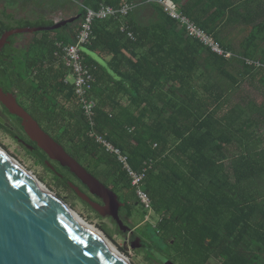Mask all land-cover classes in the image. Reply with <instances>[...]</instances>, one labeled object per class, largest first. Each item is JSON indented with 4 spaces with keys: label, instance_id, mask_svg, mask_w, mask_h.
I'll return each mask as SVG.
<instances>
[{
    "label": "trees",
    "instance_id": "16d2710c",
    "mask_svg": "<svg viewBox=\"0 0 264 264\" xmlns=\"http://www.w3.org/2000/svg\"><path fill=\"white\" fill-rule=\"evenodd\" d=\"M127 3L133 9L126 16L93 20L91 40L83 48L85 66L95 78L90 98L96 106L88 120L77 102L74 81H69L73 76L63 47L76 43L87 8L98 12ZM147 3L158 6L157 16L144 24L135 15L134 0H80L70 18L81 17L72 24L32 37H11L0 87L27 98L30 106L25 110L41 129L117 193L131 190L137 198L117 157L90 137L92 129L127 156L136 173L148 167L143 189L158 221L133 239L151 259L159 264L164 263L157 255L174 264H263L264 184L259 182H264V0L181 3L180 13L232 53L231 58L187 36L184 25L157 1L143 0L140 6ZM7 14L9 22L0 25V34L65 19L41 18L34 25L26 17L16 18L15 11ZM230 26L237 28V37L224 33ZM22 39L26 44L20 48ZM202 77L206 80L200 84ZM3 115L24 133L19 131L18 139L35 145L21 119L0 104V119ZM52 165L55 180L76 194L71 184L79 187L81 182L59 163ZM130 199L125 197V203ZM147 214L144 210L140 219Z\"/></svg>",
    "mask_w": 264,
    "mask_h": 264
},
{
    "label": "water",
    "instance_id": "95a60500",
    "mask_svg": "<svg viewBox=\"0 0 264 264\" xmlns=\"http://www.w3.org/2000/svg\"><path fill=\"white\" fill-rule=\"evenodd\" d=\"M81 14L53 26L16 28L0 38V51L13 36L57 31L80 18ZM107 66L106 64H104ZM0 103L10 114L19 117L25 134L45 154L34 151L48 168L52 162L67 168L90 194L101 199L103 205L92 201L79 187L71 184L79 198L88 203L102 217L112 218L123 232H129L119 209L124 206L116 194L83 168L52 137L45 133L32 116L18 103L13 94L0 87ZM4 124V121L0 119ZM8 128V125H6ZM22 141V140H21ZM129 211L131 208L126 207ZM164 264H174L160 257ZM0 264H122L95 242L57 204L51 201L24 172L0 154Z\"/></svg>",
    "mask_w": 264,
    "mask_h": 264
},
{
    "label": "rangeland",
    "instance_id": "374dc122",
    "mask_svg": "<svg viewBox=\"0 0 264 264\" xmlns=\"http://www.w3.org/2000/svg\"><path fill=\"white\" fill-rule=\"evenodd\" d=\"M155 1L159 2L160 0H155ZM183 1L184 0H169L168 4L172 9L180 13L179 7L181 6V3ZM5 2H7V0H0V10H2V6L5 4ZM11 2L15 4L16 0H11ZM23 2L24 5H20V6H22L21 8H24L25 11L18 10L20 7L17 4H15L14 7V9L16 10L14 9L11 10H14L17 13V17L18 16L26 17L29 19V21L32 22V24L36 25L37 23L40 22V19L43 17L40 14L34 15V13L36 12L35 10H37V7L34 5L33 2H31V0H27V2L26 0H21V3ZM66 5H68V3L64 4V6ZM154 7L158 8V6L154 5L152 7L148 3L146 5L143 4L139 6L138 8L140 9L138 11H137L138 8L135 10L137 12L139 22L144 24L147 23L149 19H151V21L153 19L155 20L157 16V12L154 10ZM37 11L38 13L45 12V10H42V12L40 11V6H39V10ZM56 16L58 17L55 20H59V18L62 17L60 13H58V15ZM14 25L21 26L22 24L19 23ZM224 30H225L224 33L225 34L228 33L229 36L231 37L238 36L237 28L235 26H230L227 29L224 28ZM22 36L23 35L21 36L19 35V37ZM187 36H190L189 33H187ZM30 37H32L31 34ZM17 44L21 48L22 45L26 44V42H23L22 39L21 41H18ZM234 48L237 49L239 48L237 42L234 43ZM205 80H206L205 77L204 78L202 77L199 81L200 84H203ZM69 81L72 83L74 79L70 77ZM1 119L6 123L13 124L12 122H9V120L5 118L4 115L3 117H1ZM13 133L14 135L7 132L2 126H0V147L2 149H4L24 168H26L29 172H31L49 190H51L52 192H54V194L58 195V197L64 200L82 219H84L88 224H90L92 227L98 230L115 248H117L123 255H125V257L129 260L131 264H159L157 261L151 259L148 256L147 250L144 247H142L143 244L133 239L135 235H137L140 232V230L139 231L130 230L129 232L121 233L118 224L112 218L99 216V214L94 212L80 198H78L76 194L67 191L65 188H63L55 180L53 172H51V170L48 167L41 164L39 160H37L32 154L28 153L25 150L24 146L17 138L19 135H21L19 130L14 129ZM259 183L264 184L263 181L262 182L260 181ZM148 221L150 222L151 225L155 226L158 221V218L155 216V214H152L149 217ZM139 222L140 220L134 221L132 227H135ZM124 224L128 226L127 222H125ZM262 263L264 264V260ZM211 264H215V262L212 261Z\"/></svg>",
    "mask_w": 264,
    "mask_h": 264
},
{
    "label": "built area",
    "instance_id": "2783aa9c",
    "mask_svg": "<svg viewBox=\"0 0 264 264\" xmlns=\"http://www.w3.org/2000/svg\"><path fill=\"white\" fill-rule=\"evenodd\" d=\"M169 0H160L158 4L164 7V10L174 18L179 20L184 25L187 33L190 37L199 39L204 45L210 47L216 54L231 58L233 55L230 52H225L213 37L206 35L200 28H198L191 20L183 16L181 13L172 9L169 4ZM133 9V5L127 3L121 9H114L109 6H103L98 12L87 8V15L80 25V30L76 36V43L70 46L63 47V60L66 66L71 70L74 78L75 95L77 102L81 103L85 116L88 120H91L93 116V109L95 108V102L90 98V93L93 88L95 78L89 73V70L85 66L84 56L82 54L83 48L91 40L92 22L95 18H107L122 14L126 16ZM125 30L124 28L122 29ZM129 36L132 38V34ZM62 47V44H59ZM92 128L94 123L91 121ZM90 137L94 138L101 148L109 154L115 155L118 161L122 164L124 171L128 174L132 186L136 191V195L142 204L148 215L146 220L154 214L152 203L149 195L144 191L143 185L146 178L148 167L145 166L141 173H136L128 163V158L119 149L112 146L105 137L98 134L94 129L90 131Z\"/></svg>",
    "mask_w": 264,
    "mask_h": 264
},
{
    "label": "flooded vegetation",
    "instance_id": "af4514ba",
    "mask_svg": "<svg viewBox=\"0 0 264 264\" xmlns=\"http://www.w3.org/2000/svg\"><path fill=\"white\" fill-rule=\"evenodd\" d=\"M10 0H7V2H5V4L2 6V10H0V25H2L3 23L9 22V15L7 13L10 12V10L8 9ZM16 18H21V17H16ZM65 20V19H64ZM6 33V32H5ZM4 34V33H3ZM3 34H0V38L3 36ZM11 43L10 39H8V43L5 45V47L2 49V51H0V73H3L5 71V67L9 64V59L10 57L8 56V51L6 50V47ZM15 96V95H14ZM18 103L20 104V106H22L24 109L29 108L30 106V102L27 99H19L17 97V95L15 96ZM1 104V103H0ZM5 118H7L9 120V122H12L13 124H9L4 122V125H8V132L9 133H13L14 129H18V126L16 125L15 121L13 119H11L9 116L4 115ZM22 121V120H21ZM22 123V122H21ZM20 131V130H19ZM21 133H23L22 131H20ZM24 135V133L22 134ZM29 138V137H28ZM20 139V138H19ZM18 139V140H19ZM25 139V138H24ZM22 140L20 141L21 144L23 146H25V144H29L31 146L34 147V151H40L41 154H44L42 152V150L36 145H33L29 142H27L26 140ZM30 139V138H29ZM34 151H32L34 153ZM45 155V154H44ZM40 158V157H39ZM52 163H54L53 161H51ZM97 179V178H96ZM100 181V180H99ZM101 182V181H100ZM102 183V182H101ZM103 184V183H102ZM80 189L83 191V194H85L87 197H89L92 201L103 205V201L97 197H95L94 195L90 194L88 189L86 187H84V185H79ZM110 189L116 194V196L118 197L120 203H122V205H124V207L122 206L119 209V216L121 218V220L125 223H128V226L130 227V230H136L139 231L141 228H146L149 225V221L148 220H141V215L144 213V209L142 204L140 203V201L133 195L131 190L125 191V195L122 193H117V189H115L114 187H112V185L109 186ZM113 188L115 189V191L113 190ZM129 196V198H131L129 200V203H125V197ZM137 196V195H136ZM129 206L131 208V211H129L126 207ZM156 216V215H155ZM157 217V216H156ZM158 218V217H157ZM140 220V222L135 226L132 227L134 221ZM157 224V223H156Z\"/></svg>",
    "mask_w": 264,
    "mask_h": 264
},
{
    "label": "bare ground",
    "instance_id": "6f19581e",
    "mask_svg": "<svg viewBox=\"0 0 264 264\" xmlns=\"http://www.w3.org/2000/svg\"><path fill=\"white\" fill-rule=\"evenodd\" d=\"M0 154L5 160L24 172L34 183L44 191L52 202L57 204L72 220H74L87 234L97 242L110 255L122 264H131L129 260L117 248H115L98 230L82 219L64 200L54 194L44 184H42L31 172L17 162L10 154L0 147Z\"/></svg>",
    "mask_w": 264,
    "mask_h": 264
},
{
    "label": "crops",
    "instance_id": "0c3cea01",
    "mask_svg": "<svg viewBox=\"0 0 264 264\" xmlns=\"http://www.w3.org/2000/svg\"><path fill=\"white\" fill-rule=\"evenodd\" d=\"M134 1L138 2L137 5L139 7L140 4H142L143 0H134ZM26 2H27V0H26ZM31 2L34 3V5L37 7V10H39V6H40L41 12H42V10H45L44 13L43 12L38 13V11L35 10L36 12L34 13V15L40 14L43 18H48V19L54 18V19H56L58 17L56 15H58V13H60L63 18L66 17L65 19H68L72 16L73 12L76 11V4H78V2H80V0H31ZM65 3H68V5L64 6ZM15 4L19 5L20 8L18 10H24L25 11V9L21 8L22 6H20V5H24V2L21 3V0H16ZM15 4H13V2H11V0H10L9 6H8L10 13H11V11L16 10V9H14ZM140 8H138V10ZM11 9H14V10H11ZM135 15L138 16L136 13H135ZM101 62H103V61H101ZM104 64L107 65L106 62Z\"/></svg>",
    "mask_w": 264,
    "mask_h": 264
}]
</instances>
